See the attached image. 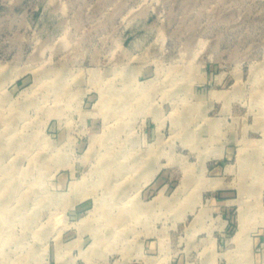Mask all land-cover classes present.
<instances>
[{"label": "rangeland", "instance_id": "1", "mask_svg": "<svg viewBox=\"0 0 264 264\" xmlns=\"http://www.w3.org/2000/svg\"><path fill=\"white\" fill-rule=\"evenodd\" d=\"M0 264H264V0H0Z\"/></svg>", "mask_w": 264, "mask_h": 264}, {"label": "bare ground", "instance_id": "2", "mask_svg": "<svg viewBox=\"0 0 264 264\" xmlns=\"http://www.w3.org/2000/svg\"><path fill=\"white\" fill-rule=\"evenodd\" d=\"M245 212V211H244ZM263 213V212H262ZM246 216V215H245ZM243 219V218H242ZM248 219V216H247ZM247 221V220H246ZM246 223V222H244ZM244 223L243 220L240 221V227L239 230L237 232V234L235 235V239H240L241 238V234L244 233ZM246 231V230H245Z\"/></svg>", "mask_w": 264, "mask_h": 264}]
</instances>
